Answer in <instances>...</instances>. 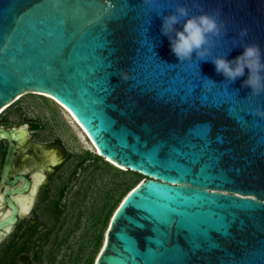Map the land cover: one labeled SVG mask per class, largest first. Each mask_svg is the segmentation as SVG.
<instances>
[{"label": "water", "instance_id": "water-1", "mask_svg": "<svg viewBox=\"0 0 264 264\" xmlns=\"http://www.w3.org/2000/svg\"><path fill=\"white\" fill-rule=\"evenodd\" d=\"M185 3L190 15L220 10L213 56L240 55L232 44L244 28L264 50V0H0V111L25 93L50 95L100 157L142 175L94 264H264V117L254 115L264 93L241 87L247 68L230 83L195 54L178 61L157 13ZM0 139L1 241L38 187L12 174L15 154L39 145L24 126L0 125Z\"/></svg>", "mask_w": 264, "mask_h": 264}, {"label": "rangeland", "instance_id": "rangeland-1", "mask_svg": "<svg viewBox=\"0 0 264 264\" xmlns=\"http://www.w3.org/2000/svg\"><path fill=\"white\" fill-rule=\"evenodd\" d=\"M44 95L16 96L0 113V124L27 128L36 123L34 140L54 142L50 148L61 156L69 152L70 158L57 165L45 186L38 184L33 206L1 239L0 264L10 263L12 257L22 264L18 260L22 245L36 264H94L116 205L140 176L118 169L103 157L96 159V150L77 122ZM82 161L85 165H76ZM26 162L17 160L16 166L27 169Z\"/></svg>", "mask_w": 264, "mask_h": 264}, {"label": "clouds", "instance_id": "clouds-1", "mask_svg": "<svg viewBox=\"0 0 264 264\" xmlns=\"http://www.w3.org/2000/svg\"><path fill=\"white\" fill-rule=\"evenodd\" d=\"M193 7H200L195 0ZM157 15L162 18L161 34L168 38L171 52L179 62L192 61L195 54L197 61H211L216 73L223 75L230 83L243 77L247 68L248 76L242 81L241 87L249 88L253 96L264 93V50L255 42L245 41L244 38L248 35L246 28L239 31V39L233 38L232 44V47H241L242 53L229 60L226 58L227 53L216 56L211 53L225 29L219 9L211 13L201 9L199 13L190 15L189 7L185 3L177 4L175 10L167 15ZM182 21V30H178L176 25ZM204 80L215 84L211 78L204 77ZM254 115L264 117V111L256 110Z\"/></svg>", "mask_w": 264, "mask_h": 264}, {"label": "flooded vegetation", "instance_id": "flooded-vegetation-1", "mask_svg": "<svg viewBox=\"0 0 264 264\" xmlns=\"http://www.w3.org/2000/svg\"><path fill=\"white\" fill-rule=\"evenodd\" d=\"M0 125H3V124H0ZM4 127H7V126H4ZM26 129L28 131V139L36 142L39 146L33 147L32 145H29L23 151L17 152L15 154V158L13 160L14 171L12 174L15 175V174L22 173V174H25L30 179H31V177H32V179H33V177H39V179L41 180L40 181L41 185L45 186L46 182L48 181L50 174L56 169L58 164H60L62 162L64 163L65 161H67L70 158V153L65 151V155L61 156V155L56 153L55 149L50 148L51 144L52 145L55 144L54 142L41 144V143L37 142L36 140H34L32 133L34 130L37 129L36 123L30 122ZM6 145H7L6 140L0 139V166L2 164L4 155H5ZM58 155L61 157V160L56 164V166L52 167V170L49 171L47 168L41 167V165H47V164L51 163L52 160L57 159V157H59ZM99 157L100 156L98 155V157H95V158L98 159ZM17 160H19L21 162L27 161V162H29L30 166L27 169L18 168L16 166ZM76 165H85V163H84V161L77 162ZM4 188H5V185L0 181V190H3ZM20 219H19V221H20ZM19 221L17 223H19ZM16 226H17V224L13 227L12 231L15 229ZM23 254H25V253H23ZM19 256H18V260H19Z\"/></svg>", "mask_w": 264, "mask_h": 264}, {"label": "bare ground", "instance_id": "bare-ground-1", "mask_svg": "<svg viewBox=\"0 0 264 264\" xmlns=\"http://www.w3.org/2000/svg\"><path fill=\"white\" fill-rule=\"evenodd\" d=\"M53 98V97H52ZM6 107H4V109H5ZM4 109H2L1 111H0V113H2V111L4 110ZM66 109V108H65ZM67 110V109H66ZM67 112L69 113V115L75 120V118H74V116L67 110ZM76 121V120H75ZM85 134V133H84ZM91 143V142H90ZM91 145H93L92 143H91ZM93 147V146H92ZM94 148V147H93ZM95 149V148H94ZM54 157V156H53ZM33 180L37 183V184H39L40 183V179H39V177H33ZM19 204H20V208L22 209V211H25L24 209L26 208V206H27V200L24 198V199H21V200H19ZM24 213V212H23Z\"/></svg>", "mask_w": 264, "mask_h": 264}, {"label": "trees", "instance_id": "trees-1", "mask_svg": "<svg viewBox=\"0 0 264 264\" xmlns=\"http://www.w3.org/2000/svg\"><path fill=\"white\" fill-rule=\"evenodd\" d=\"M140 177H139V180L137 181V183L141 180L140 178H141V174H139V173H137ZM137 180V179H136ZM31 230V232H30V234H32V232H34L32 229H30ZM26 252V247L25 246H20L19 247V249H18V254H23V253H25ZM7 264H16L15 263V260L13 259V257H12V260H11V262L10 263H7Z\"/></svg>", "mask_w": 264, "mask_h": 264}, {"label": "snow or ice", "instance_id": "snow-or-ice-1", "mask_svg": "<svg viewBox=\"0 0 264 264\" xmlns=\"http://www.w3.org/2000/svg\"><path fill=\"white\" fill-rule=\"evenodd\" d=\"M24 210H25V211H27V209H26V208H25Z\"/></svg>", "mask_w": 264, "mask_h": 264}]
</instances>
